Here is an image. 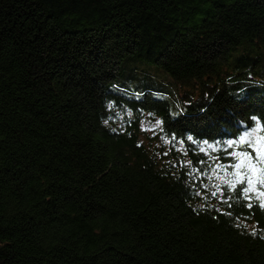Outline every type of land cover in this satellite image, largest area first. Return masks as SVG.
<instances>
[{
  "label": "trees",
  "instance_id": "1",
  "mask_svg": "<svg viewBox=\"0 0 264 264\" xmlns=\"http://www.w3.org/2000/svg\"><path fill=\"white\" fill-rule=\"evenodd\" d=\"M258 125L264 0H0V264H264Z\"/></svg>",
  "mask_w": 264,
  "mask_h": 264
},
{
  "label": "snow or ice",
  "instance_id": "2",
  "mask_svg": "<svg viewBox=\"0 0 264 264\" xmlns=\"http://www.w3.org/2000/svg\"><path fill=\"white\" fill-rule=\"evenodd\" d=\"M111 107V105H109ZM262 127L258 125L257 129L254 131H259ZM250 133H245L243 136L239 138V141H229L228 145L230 147L239 144V145H248L252 151H237L230 152L229 156H233L236 158L237 162L230 165L235 169L231 175L234 179L228 180L224 177L218 178L225 184L229 185V187L235 190L237 185H244L242 191L245 198L251 201L252 197L249 195L250 193H257L258 195V206L264 208V192H258L257 184L264 185V137H257L255 142H251L248 137ZM188 139H192L189 137ZM229 165H220L217 164L216 168L227 170ZM217 192L211 193L213 196H216L220 190V186L217 185ZM230 199V198H229ZM247 207H253L252 203H248ZM255 234V233H253Z\"/></svg>",
  "mask_w": 264,
  "mask_h": 264
}]
</instances>
